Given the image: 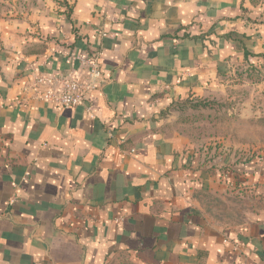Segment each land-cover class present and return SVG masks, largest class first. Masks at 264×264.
<instances>
[{
  "label": "crops",
  "instance_id": "1",
  "mask_svg": "<svg viewBox=\"0 0 264 264\" xmlns=\"http://www.w3.org/2000/svg\"><path fill=\"white\" fill-rule=\"evenodd\" d=\"M67 1L36 28L0 24V264H264V213L228 225L199 199L264 189V161L220 156L208 175L162 116L240 56L243 0ZM98 50L90 113L24 91L36 74L86 81L79 57Z\"/></svg>",
  "mask_w": 264,
  "mask_h": 264
},
{
  "label": "rangeland",
  "instance_id": "2",
  "mask_svg": "<svg viewBox=\"0 0 264 264\" xmlns=\"http://www.w3.org/2000/svg\"><path fill=\"white\" fill-rule=\"evenodd\" d=\"M243 3L246 46L254 56L246 60L242 47L238 48L240 56L229 61V68L221 72L206 96L178 99L162 113L190 137L208 175L214 170L211 162L220 156L229 165L264 161V0ZM69 7L67 0H0V24L16 22L36 28L42 17L68 12ZM254 186L228 194L208 185L199 199L213 220L245 224L264 213L263 184Z\"/></svg>",
  "mask_w": 264,
  "mask_h": 264
},
{
  "label": "built area",
  "instance_id": "3",
  "mask_svg": "<svg viewBox=\"0 0 264 264\" xmlns=\"http://www.w3.org/2000/svg\"><path fill=\"white\" fill-rule=\"evenodd\" d=\"M106 36V34H102V37ZM100 56L101 50H98L88 58L79 57L81 63L89 68L86 81L74 79L71 73L56 77H45L36 74L24 91L32 92L33 100L50 102L58 108L86 105L90 113L92 111V95L104 82ZM45 84H50L54 88L43 90ZM261 159L263 160L264 157H261Z\"/></svg>",
  "mask_w": 264,
  "mask_h": 264
},
{
  "label": "trees",
  "instance_id": "4",
  "mask_svg": "<svg viewBox=\"0 0 264 264\" xmlns=\"http://www.w3.org/2000/svg\"><path fill=\"white\" fill-rule=\"evenodd\" d=\"M227 36L228 38H231L234 42H236L237 48L242 47L246 60L249 59L250 56H254L247 49L246 46L247 37L244 34L230 33Z\"/></svg>",
  "mask_w": 264,
  "mask_h": 264
}]
</instances>
